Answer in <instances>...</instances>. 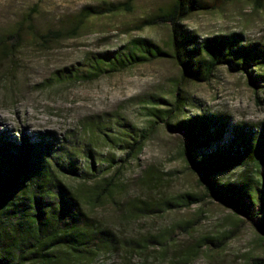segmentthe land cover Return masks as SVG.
I'll return each instance as SVG.
<instances>
[{"label":"rangeland","instance_id":"1","mask_svg":"<svg viewBox=\"0 0 264 264\" xmlns=\"http://www.w3.org/2000/svg\"><path fill=\"white\" fill-rule=\"evenodd\" d=\"M129 1L133 10L93 16L78 36L42 39L87 5ZM169 1L0 0V131L33 138L54 131L77 153L79 166L91 168L93 160L96 174L90 182L64 177L93 200L94 183L117 176L112 197L96 205L83 202V220L96 231L95 251L73 264H264V236L205 195L200 175L185 159L183 134L167 124L165 112L178 96L184 114L169 120L172 124L213 113L257 126L264 122V80L253 84L243 71L225 65L208 81H191L172 57L95 78L77 74L88 54L117 49L136 37L169 50L170 26L145 25ZM184 24L200 38L241 32L247 41L264 43V7L252 0H224L216 10L193 13ZM154 107L160 118L152 115ZM129 127L134 137L145 136L134 158L122 149V131ZM240 171L220 176L237 181ZM192 194L202 201L183 204Z\"/></svg>","mask_w":264,"mask_h":264},{"label":"trees","instance_id":"2","mask_svg":"<svg viewBox=\"0 0 264 264\" xmlns=\"http://www.w3.org/2000/svg\"><path fill=\"white\" fill-rule=\"evenodd\" d=\"M223 1L170 0L145 21V25L170 26L169 50L149 38L136 37L117 49L88 54L77 68L78 76L95 78L172 57L184 79L208 81L226 65L233 71H243L250 82L257 84L264 80V73L258 72L264 68V43L247 41L241 32L200 38L184 24L193 13L216 10ZM252 1L264 7V0ZM124 9L133 10L132 2L87 5L42 39L49 42L78 36L89 18ZM176 97L173 106L165 110L167 124L182 132L185 159L200 175L205 195L245 217L264 236V122L257 126L232 123L226 114L203 113L181 117L172 124L169 120L184 114V104ZM154 108L152 115L160 118ZM122 133L126 157H138L145 136L134 137L130 127ZM19 135L0 131V264H73L75 259L88 257L95 251L91 243L96 231L83 220V202L96 205L112 197L117 176H103L94 183L93 200L64 180H93V160L91 168L79 166L77 153L59 141L52 130L39 131L34 138L25 132ZM113 160L110 157L107 162ZM234 168H240V180L221 178L220 174ZM188 196L183 200L185 205L203 199L196 194ZM3 233L16 234L9 237Z\"/></svg>","mask_w":264,"mask_h":264}]
</instances>
